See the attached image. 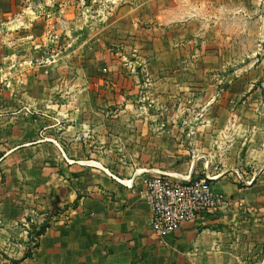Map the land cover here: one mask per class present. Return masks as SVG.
Returning a JSON list of instances; mask_svg holds the SVG:
<instances>
[{
    "label": "crops",
    "instance_id": "crops-1",
    "mask_svg": "<svg viewBox=\"0 0 264 264\" xmlns=\"http://www.w3.org/2000/svg\"><path fill=\"white\" fill-rule=\"evenodd\" d=\"M261 4L0 0V236L22 238L17 264H264V65L243 57ZM153 173L215 177L231 207L158 237Z\"/></svg>",
    "mask_w": 264,
    "mask_h": 264
},
{
    "label": "built area",
    "instance_id": "built-area-1",
    "mask_svg": "<svg viewBox=\"0 0 264 264\" xmlns=\"http://www.w3.org/2000/svg\"><path fill=\"white\" fill-rule=\"evenodd\" d=\"M231 174L239 186H251L253 180L245 179L239 170L234 169ZM213 181L215 177L192 181L164 173L142 178L153 233L163 237L176 232L184 223L197 221L203 214L214 215L229 209L230 199L214 190Z\"/></svg>",
    "mask_w": 264,
    "mask_h": 264
},
{
    "label": "rangeland",
    "instance_id": "rangeland-1",
    "mask_svg": "<svg viewBox=\"0 0 264 264\" xmlns=\"http://www.w3.org/2000/svg\"><path fill=\"white\" fill-rule=\"evenodd\" d=\"M254 18V19H253ZM246 20L254 22L252 25H248L245 21V26H244V32H245V39L243 41V49H244V59L248 60V59H257L258 61H256L257 63H263L264 65V35H256L255 33L259 34L262 33L264 34V5L261 4L259 11H254V14H250L249 16L245 17ZM254 20V21H253ZM256 22V23H255ZM254 33V35H250L252 36V40L247 41V33ZM48 40L53 41V34H49L48 35ZM249 42L253 43V50L254 53L258 51L259 54H254L255 56H251V52H249L248 49V44ZM247 51V52H246ZM250 53V54H249ZM44 63H52V59L51 61H47L44 60ZM264 74V73H263ZM264 79V78H262ZM264 82V80H262ZM238 170V169H237ZM232 178L234 180L235 177L232 176ZM34 232V231H33ZM32 232V233H33ZM29 233V234H24L25 235V239H27V244L34 246V243L32 242L33 239V234ZM0 240H4L5 241V247H3L2 250H0V264H17L18 261H15L14 259L17 256V244L19 243V241H22V238H18L17 234H11L10 237H7L5 233L1 234L0 236ZM28 248V247H27ZM25 248L23 250V256H26L27 254L30 255V249ZM19 252V250H18Z\"/></svg>",
    "mask_w": 264,
    "mask_h": 264
},
{
    "label": "trees",
    "instance_id": "trees-1",
    "mask_svg": "<svg viewBox=\"0 0 264 264\" xmlns=\"http://www.w3.org/2000/svg\"><path fill=\"white\" fill-rule=\"evenodd\" d=\"M47 228V224L44 223L43 225L39 226L32 234H33V243H34V247H37V243H38V238L43 235V233L45 232V229ZM30 255H26L24 256V258H28Z\"/></svg>",
    "mask_w": 264,
    "mask_h": 264
}]
</instances>
